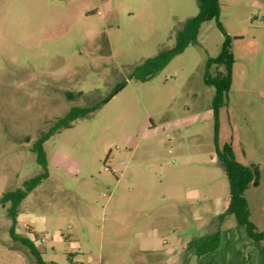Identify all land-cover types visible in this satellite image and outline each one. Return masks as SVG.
Listing matches in <instances>:
<instances>
[{
  "label": "rangeland",
  "instance_id": "1",
  "mask_svg": "<svg viewBox=\"0 0 264 264\" xmlns=\"http://www.w3.org/2000/svg\"><path fill=\"white\" fill-rule=\"evenodd\" d=\"M218 2V21L141 81L133 70L175 44L197 0H0V198L42 175L13 235L0 206V264H38L20 238L44 264H264V241L219 225L229 149L259 172L246 198L264 230V0ZM226 42L231 85L214 104L203 78Z\"/></svg>",
  "mask_w": 264,
  "mask_h": 264
},
{
  "label": "trees",
  "instance_id": "2",
  "mask_svg": "<svg viewBox=\"0 0 264 264\" xmlns=\"http://www.w3.org/2000/svg\"><path fill=\"white\" fill-rule=\"evenodd\" d=\"M198 1V14L188 19L183 27L176 32L175 44L170 48H163L159 53L143 62L142 66L133 70V75L141 81L149 80L155 73L165 68L169 62L177 55L183 53L185 49L192 44H195L196 38L201 25L212 19L218 21L219 17V2L218 0H197ZM233 54L231 45L226 42L222 53L217 59L209 58L204 74V83L208 87L214 88L215 102L217 104L228 92L231 85ZM222 68V69H221ZM140 71H143L140 73ZM82 94V93H81ZM101 106L99 103L93 108H79L83 110V113L93 112ZM68 119H73L72 111L67 116ZM66 117L61 121L67 120ZM49 138V135H44L37 140L35 145V152L39 163L45 166V152L43 149V142ZM220 165L224 169L228 182H229V202L222 213L219 216V225L221 226L227 217H233L237 225L244 231L245 235L255 241H264V230L260 231L257 225L251 220V210L249 202L246 198V191L250 184L254 187L259 185V172L256 167L254 171L243 167L239 164L229 149H225L224 155L221 157ZM42 179V175L33 179L29 183H25L24 190L11 191L6 193L0 198V206H6L11 204L8 209V214L13 221V228L11 230L14 234V226L17 222L18 213L16 208L26 197L27 193L32 191L38 182ZM219 226V227H220ZM221 232L220 228L212 235L205 236L196 243V249L194 254L196 257H202L212 252H215L220 245ZM22 245H24L31 256L37 259L38 264H44L41 260L40 252L35 244L24 238H20Z\"/></svg>",
  "mask_w": 264,
  "mask_h": 264
},
{
  "label": "crops",
  "instance_id": "3",
  "mask_svg": "<svg viewBox=\"0 0 264 264\" xmlns=\"http://www.w3.org/2000/svg\"><path fill=\"white\" fill-rule=\"evenodd\" d=\"M202 257H204V256H202ZM198 260H202V259H198ZM203 260H205V259H203Z\"/></svg>",
  "mask_w": 264,
  "mask_h": 264
}]
</instances>
